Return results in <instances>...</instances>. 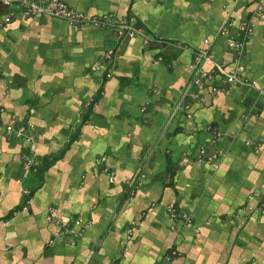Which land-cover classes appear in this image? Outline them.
Masks as SVG:
<instances>
[{
    "label": "crops",
    "instance_id": "crops-1",
    "mask_svg": "<svg viewBox=\"0 0 264 264\" xmlns=\"http://www.w3.org/2000/svg\"><path fill=\"white\" fill-rule=\"evenodd\" d=\"M63 1L166 43L0 4V264H264V15L252 0ZM228 18L253 23L241 62L254 86L213 70L234 65ZM197 50L213 60L190 68ZM197 69L212 75L194 84ZM10 116L35 132L38 167L21 181L28 143L3 134ZM202 144L221 154L179 162ZM99 155L112 179L92 172Z\"/></svg>",
    "mask_w": 264,
    "mask_h": 264
},
{
    "label": "built area",
    "instance_id": "built-area-1",
    "mask_svg": "<svg viewBox=\"0 0 264 264\" xmlns=\"http://www.w3.org/2000/svg\"><path fill=\"white\" fill-rule=\"evenodd\" d=\"M1 5L15 4L19 6L23 12L26 14H40L46 16H54L62 19L67 24L79 25L87 23L94 26L107 27L111 29L116 37H131L134 35H141L145 43L158 42L159 44L166 43L163 39L154 38L150 36L146 31L135 25L134 22L125 16H117L110 12H99V13H85L81 10L75 9L69 6L63 0H0ZM253 4V14L254 15H264V0H252ZM252 21L248 18L247 20L238 24L237 29H233V22L230 18L224 20L222 23L219 33L223 35L226 39V44L231 48L235 55V61L233 68L231 70H226V67L218 62L214 61V71L221 72L225 74V79L228 82L237 83L240 85L254 86V82L249 80L242 74L243 64L241 62V57L244 54V47L246 41L249 39L252 32ZM207 42L208 39L204 38ZM177 47L186 48L185 44L176 42ZM107 61L110 59V55L107 53L105 55ZM157 60L160 59L158 55ZM203 60H213V54L209 51L197 50L194 52L193 61L189 62L190 68L198 67L199 63ZM212 74L210 71H198L193 75L191 81L194 84L199 85L202 82V78L210 77ZM259 92L264 94V88H259ZM194 96H198L197 92L193 93ZM92 101L90 98L85 100L84 105H90ZM3 134L6 137H20L23 138L28 143V148L24 150L21 154V170L17 178V181L27 177L30 172H33L38 167V159L31 149L30 145L34 140L35 132L30 123H16L13 116H10L3 124ZM214 141V140H212ZM221 154V149L215 147L211 150L205 145H199L197 148V154L195 156H190L188 154L182 155L179 162L187 163L191 160L196 161H212ZM104 155H99L96 157L94 165L92 166V172L94 174L98 172H103L106 174L108 179H112V171L103 163ZM137 179L129 180L127 185L128 193L134 191L137 186ZM21 192L26 196L24 203L21 205V209L26 208L30 197V189L27 186L21 188ZM261 204L264 206V197L261 200ZM169 216L174 218L176 213L174 206L172 204L167 205ZM181 218L185 225L192 224V216L190 213L182 211L180 213ZM45 218L52 222H58L53 206H47ZM130 228L127 229L126 235L129 234ZM61 233H68L72 236L78 235L79 232L75 231L71 226L61 225ZM53 238V237H52ZM52 238L49 241H52Z\"/></svg>",
    "mask_w": 264,
    "mask_h": 264
}]
</instances>
